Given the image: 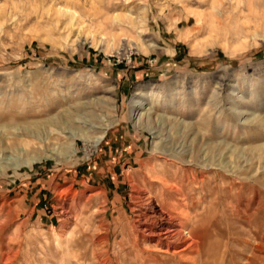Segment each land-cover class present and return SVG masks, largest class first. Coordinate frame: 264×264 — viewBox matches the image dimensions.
<instances>
[{
	"label": "rangeland",
	"instance_id": "rangeland-1",
	"mask_svg": "<svg viewBox=\"0 0 264 264\" xmlns=\"http://www.w3.org/2000/svg\"><path fill=\"white\" fill-rule=\"evenodd\" d=\"M7 140L0 264H264V0H0Z\"/></svg>",
	"mask_w": 264,
	"mask_h": 264
},
{
	"label": "bare ground",
	"instance_id": "bare-ground-1",
	"mask_svg": "<svg viewBox=\"0 0 264 264\" xmlns=\"http://www.w3.org/2000/svg\"><path fill=\"white\" fill-rule=\"evenodd\" d=\"M141 22V21H140ZM106 105H107V103H105ZM141 105H143L144 103L143 102H141L140 103ZM106 107V106H105ZM99 108V107H98ZM104 108V107H103ZM106 112V111H105ZM94 113V112H93ZM74 115H72L71 113H70V116H69V118L68 119H63L62 121H63V124H65V125H67V127L70 129V130H72V137H73V139H72V142H71V144H69V142H68V144H66V145H64V146H61V149H60V151L62 150H65V148L67 149L68 148V146L69 145H72L75 141H76V138H83V139H85L86 140V142H87V144H88V148H87V150L90 152V151H92L93 149H96L102 142H103V140L105 139V137H106V132H107V129H109V127H106V128H104V130L102 131V133H101V135H99V136H96V137H88V136H86L83 132H81V130H78L77 131V129L76 128H74V127H72V122H73V120H74V117H73ZM95 116V114H91V117H94ZM142 119H143V117L140 115H138L137 116V123H138V125H142L143 124V121H142ZM53 120V119H52ZM149 121V120H148ZM150 122V121H149ZM47 123H49L50 125H56V122L55 121H49V122H47ZM152 123V122H151ZM150 123V124H151ZM36 125L38 126V127H42V126H45V123H43V122H41V124L40 123H36ZM39 131V130H38ZM32 133V132H31ZM42 133V132H41ZM35 134V133H34ZM39 134H37V135H35V137H39L38 136ZM34 137V138H35ZM42 139V138H41ZM3 140V139H2ZM32 144V143H31ZM217 144V143H216ZM23 146V147H22ZM30 146V143L29 142H27V141H25V140H21V141H13V140H7V144L6 143H3V142H0V149H7L8 147H11V148H13V149H18V150H24V151H26V149L28 148ZM211 146V145H210ZM73 148V147H72ZM215 150V146L213 145V146H211L210 148H208V153H210V152H213ZM234 150V149H233ZM61 151V152H62ZM235 151V150H234ZM26 153H28L29 155H30V151H26ZM234 153H236V151L234 152ZM217 154V153H216ZM72 155L73 156H75L76 155V150H73V153H72ZM41 157L42 156H37V155H33L32 156V159H31V162L33 163V162H35V161H37V160H39V159H41ZM30 159V158H29ZM212 159V158H211ZM216 159V158H215ZM213 160V159H212ZM218 161V160H217ZM223 161V160H222ZM207 162V161H206ZM211 162V161H210ZM168 184V182L166 181H164V185H167ZM171 187V186H170ZM184 216H185V220H186V223L187 224H191L190 223V221H192L193 223V225H192V229L189 231V232H187L188 233V235L190 236V238L191 239H194V240H197V243H201V241L199 240V236L198 235H200L202 232H205V234L207 235V233H208V231H213V230H215L216 231V229H217V227H221V225L223 226V225H226L225 226V229L226 230H229L230 229V226H231V218L230 219H228L226 222H223V220H221L220 218H216L215 219V223H213L212 221L213 220H209L208 218H203V219H200V218H198L197 220H192V218L188 215V214H183ZM221 222H223V223H221ZM184 231V230H183ZM185 232V231H184ZM163 233V232H162ZM183 233L182 232H178V233H176L175 232V230L174 229H170V230H166L165 232H164V235L166 236V237H176V236H178V238H182V236L184 235H182ZM180 236V237H179ZM261 245H264L263 243L261 244Z\"/></svg>",
	"mask_w": 264,
	"mask_h": 264
}]
</instances>
